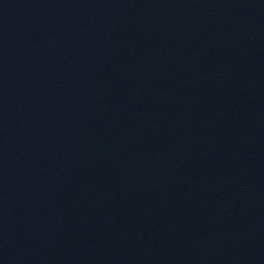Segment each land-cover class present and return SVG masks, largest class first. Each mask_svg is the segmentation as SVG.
<instances>
[{
	"label": "water",
	"instance_id": "95a60500",
	"mask_svg": "<svg viewBox=\"0 0 264 264\" xmlns=\"http://www.w3.org/2000/svg\"><path fill=\"white\" fill-rule=\"evenodd\" d=\"M0 264H264V0H0Z\"/></svg>",
	"mask_w": 264,
	"mask_h": 264
}]
</instances>
